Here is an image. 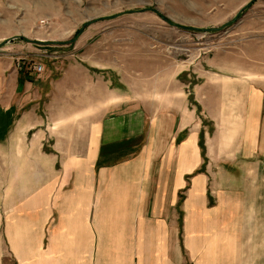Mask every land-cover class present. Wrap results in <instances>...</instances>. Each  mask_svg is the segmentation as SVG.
<instances>
[{"label": "crops", "instance_id": "0c3cea01", "mask_svg": "<svg viewBox=\"0 0 264 264\" xmlns=\"http://www.w3.org/2000/svg\"><path fill=\"white\" fill-rule=\"evenodd\" d=\"M18 56L0 58V264H264V79L250 76L264 72L217 93L231 118L202 169L185 112L178 126L171 102L149 115L76 68L55 83L39 146L14 147L33 122L16 120L31 86Z\"/></svg>", "mask_w": 264, "mask_h": 264}, {"label": "rangeland", "instance_id": "374dc122", "mask_svg": "<svg viewBox=\"0 0 264 264\" xmlns=\"http://www.w3.org/2000/svg\"><path fill=\"white\" fill-rule=\"evenodd\" d=\"M13 52L15 66L20 59L27 69L19 82L31 85L19 92L16 120L33 119L14 130V147L39 146L40 128L57 111L46 107L55 83L76 68L123 98L138 95L149 115L173 110L171 102L178 126L185 112L205 169L216 163L217 135L231 118L217 93L228 78L264 72V0H0V58ZM34 63L42 73L31 70ZM256 74L253 80L264 79ZM8 174L0 170V181ZM7 264H14L9 257Z\"/></svg>", "mask_w": 264, "mask_h": 264}, {"label": "built area", "instance_id": "2783aa9c", "mask_svg": "<svg viewBox=\"0 0 264 264\" xmlns=\"http://www.w3.org/2000/svg\"><path fill=\"white\" fill-rule=\"evenodd\" d=\"M22 65H23V61H21L20 59H18V61L16 63V67L17 68H21ZM30 67L32 68L31 70H33V71H35L36 73H39V74L42 73L43 70H44V66L41 65V64H38V63H34Z\"/></svg>", "mask_w": 264, "mask_h": 264}, {"label": "trees", "instance_id": "16d2710c", "mask_svg": "<svg viewBox=\"0 0 264 264\" xmlns=\"http://www.w3.org/2000/svg\"><path fill=\"white\" fill-rule=\"evenodd\" d=\"M201 145H202V142H201Z\"/></svg>", "mask_w": 264, "mask_h": 264}]
</instances>
